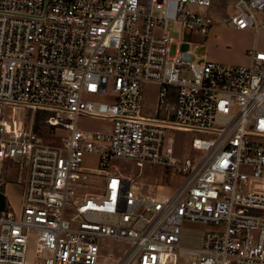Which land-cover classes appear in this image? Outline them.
I'll list each match as a JSON object with an SVG mask.
<instances>
[{
  "label": "built area",
  "instance_id": "1",
  "mask_svg": "<svg viewBox=\"0 0 264 264\" xmlns=\"http://www.w3.org/2000/svg\"><path fill=\"white\" fill-rule=\"evenodd\" d=\"M213 3L0 0L1 196L10 167H27L21 210L0 211V263L26 264L34 231L35 264H180L183 254L189 264H264V0H237L224 24L257 35L250 64L215 61L207 51L193 62L191 41L176 42L166 29L177 20L189 34H208ZM111 83L113 100L83 97L107 95ZM148 83L159 86L155 116L143 112ZM24 108L34 117L49 111L46 126L69 135L45 141L34 121L18 117ZM87 117L109 129L80 128ZM177 129L212 136H193V151L205 152L199 162L176 157L169 131ZM89 153L101 168L82 166ZM112 157L159 164L184 180L144 194L108 168ZM88 174L105 178L104 193H76ZM186 220L210 225L201 246L181 245ZM102 238L128 247L102 257Z\"/></svg>",
  "mask_w": 264,
  "mask_h": 264
},
{
  "label": "rangeland",
  "instance_id": "2",
  "mask_svg": "<svg viewBox=\"0 0 264 264\" xmlns=\"http://www.w3.org/2000/svg\"><path fill=\"white\" fill-rule=\"evenodd\" d=\"M237 0H214L213 6L210 8L211 16L214 19L213 26L210 28L208 34L192 32L189 34V29L183 27L181 22L177 20H169L166 29L174 40L179 41L187 39L191 41L190 49L192 51L191 60L193 62H202L203 58L197 56L202 51H207L212 60L231 63V64H250L251 58L248 54L249 48H252L257 40L255 32L249 30H241L235 27L231 28L224 25L236 10ZM196 8H201L196 5ZM201 9H204L203 7ZM258 47L264 49V36L261 34L258 38ZM177 43L172 44V53L175 52ZM112 83L109 87V94L107 95H91L84 94V98L94 101H109L113 100L115 95L112 92ZM159 86L154 83L145 85L144 106L143 112L146 115H156L157 95ZM172 98H175V93H172ZM13 116L12 108L9 109L7 119L11 120ZM19 118L27 119L28 123L34 121L35 117L33 111L24 108L20 109L18 113ZM78 125L86 130H107L109 126L101 118L87 117L78 121ZM36 130V129H35ZM69 131L66 129H54L46 126V133L41 135L45 141L51 143H58L64 140ZM169 135L174 139L175 155L177 158L181 156L195 155V162H199L205 153L202 150L193 151L191 142L194 135L203 137H212L209 134H197L186 132L184 130L169 131ZM168 137V135H167ZM100 156L95 153L86 154L82 166L87 169H99L102 167L100 163ZM108 168L111 171L120 172L121 174L130 177L133 182L140 186V191L144 194H153L157 191L159 185L178 186L184 180V175L175 170H168L159 164L144 162L141 166L135 160L125 159L120 157H112ZM9 194L17 202H20L23 192V185L27 178V167L23 165H16L10 167L9 174ZM86 186L78 187L77 194L84 195L85 193H104L105 192V178L88 174L85 180ZM73 210L66 209V216H70ZM208 224L186 220L182 226L181 245L184 247L201 246L204 239L205 232L209 229ZM37 246V233H30V242L28 245V253L26 255V264H35ZM101 255L102 257H118L128 247L127 243L118 242L110 238L100 239ZM180 264H189V258L183 254L179 258ZM5 264V263H0Z\"/></svg>",
  "mask_w": 264,
  "mask_h": 264
},
{
  "label": "trees",
  "instance_id": "3",
  "mask_svg": "<svg viewBox=\"0 0 264 264\" xmlns=\"http://www.w3.org/2000/svg\"><path fill=\"white\" fill-rule=\"evenodd\" d=\"M50 115L49 111L38 110L35 114V129L38 135H44L46 133V124L45 120Z\"/></svg>",
  "mask_w": 264,
  "mask_h": 264
},
{
  "label": "crops",
  "instance_id": "4",
  "mask_svg": "<svg viewBox=\"0 0 264 264\" xmlns=\"http://www.w3.org/2000/svg\"><path fill=\"white\" fill-rule=\"evenodd\" d=\"M173 99V98H172ZM9 185H10V182L8 183L7 187H6V205L7 204H11L13 206V208L16 210V211H20L21 210V205H20V202L17 203L12 197L11 195L9 194Z\"/></svg>",
  "mask_w": 264,
  "mask_h": 264
},
{
  "label": "water",
  "instance_id": "5",
  "mask_svg": "<svg viewBox=\"0 0 264 264\" xmlns=\"http://www.w3.org/2000/svg\"><path fill=\"white\" fill-rule=\"evenodd\" d=\"M188 46H189L188 43H184V46H183V47H184V49H187ZM4 205H5V198H4L3 196L0 195V211L3 210Z\"/></svg>",
  "mask_w": 264,
  "mask_h": 264
}]
</instances>
